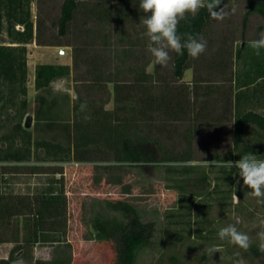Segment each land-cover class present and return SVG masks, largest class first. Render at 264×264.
<instances>
[{
	"label": "rangeland",
	"instance_id": "1",
	"mask_svg": "<svg viewBox=\"0 0 264 264\" xmlns=\"http://www.w3.org/2000/svg\"><path fill=\"white\" fill-rule=\"evenodd\" d=\"M81 1L68 35L63 38L57 36L63 0H33L30 6L34 23L31 44L35 41L39 60L70 65L72 71L40 90L32 88L23 127L31 115L32 126L27 130L35 138L64 142L59 127L35 132L38 98L42 95L48 106L52 104L47 112L58 122L71 121L78 91L85 102L114 110L113 83L99 86L93 81L76 82L79 76L85 77L86 64L101 60L103 69L114 74L116 68H121L119 79L123 83L134 78L131 70L146 69L157 72L161 93H172L176 87L182 99L189 97L190 115L174 111L173 118H168L165 113H158L157 137L170 154H180L187 147L188 129L196 127L197 132L193 130L191 137L193 159L145 166L117 163L110 160L108 153L94 155L89 162L74 158L56 161L40 149L29 161H0V259L8 258L15 250L22 254L25 264H35L38 259L111 264L114 247L97 239L93 224L103 221L117 230L126 227L128 218L120 206L130 205L143 222L155 224L150 242L137 252L136 264H235L239 259L237 251L248 264H264L258 238V233L264 231V203L251 195L238 169L227 166L225 160L233 148L237 114L251 110L264 114V77L240 87L264 69V50L257 56L249 46L264 32V18L256 13L246 16V0H224L216 11L226 6L228 15L222 21H209L203 35L207 50L198 58L191 57L179 81L173 76L174 52H170L167 66H161L148 51L149 41L143 35L146 29L140 23L147 14L139 9V0ZM36 37L59 45L40 46ZM73 45L84 48L79 59L87 61L78 73L73 69ZM62 49L66 50L65 55H60ZM88 85L93 89H87ZM121 86V97L141 95L128 85ZM17 110L16 106L10 107V115L0 118L1 126L6 125L0 131L1 147L18 120ZM247 131L244 143L250 150H260L255 154L258 158L264 157V131L254 126H248ZM235 161L238 160L232 162ZM49 188L66 197L67 229L46 236L67 242L61 246H52L49 241L28 246L33 232L32 209L37 205V196ZM229 224L249 235L251 245L247 251L218 238L219 229Z\"/></svg>",
	"mask_w": 264,
	"mask_h": 264
},
{
	"label": "trees",
	"instance_id": "2",
	"mask_svg": "<svg viewBox=\"0 0 264 264\" xmlns=\"http://www.w3.org/2000/svg\"><path fill=\"white\" fill-rule=\"evenodd\" d=\"M223 1L221 0L220 5ZM18 2V0H0V4H3L6 10L5 13L0 12V20L6 17L8 22L6 27L0 25V31L6 32L7 41L18 44V46H5L0 42V102L5 97L1 92L3 84L8 82L11 84L9 92L13 94L15 91L17 69L26 66L28 52L26 45L34 40V23L31 21V14L29 12H17L15 6ZM246 2L249 5L246 16L256 13L264 18V0H246ZM20 3L23 4V1L21 0ZM81 5V0H63L57 36L63 38L68 35L69 27ZM211 19L208 11L201 9L195 16H188L187 19L180 21L178 34L181 35L182 41L186 38L185 34L203 36ZM17 25H22L23 29H17ZM55 38L56 34L52 39ZM36 41L40 46L59 45L51 41L45 42L40 37H36ZM65 45L71 46L70 44ZM72 47L73 69L78 73L77 71H80L87 61L83 60L82 62L79 59L84 53L83 47L76 45ZM190 59L191 57L186 50H184L183 55L174 52L172 60L173 76L177 80H182ZM103 63L100 60L86 64V70L83 72L85 77L79 76V80L76 82L90 83L93 81L94 84L99 86L113 83L116 102L114 110H107L104 106L98 107L92 102H85L82 94L78 91V96L73 102L71 121L58 122L54 120L51 112H47L49 109L51 110L52 104L48 106V100L45 96H40L38 98L40 106L36 112L35 132L39 133L44 128L47 131L59 127L64 137V142H61L40 137L35 138L32 131L23 127V120L28 114V102L25 100L18 107L16 112V119L18 120L11 126L10 132L8 131L9 137H4L5 146L1 147L0 145V161H29L33 153L37 155L36 153L40 149H43L48 157L56 161L74 158L77 161L89 162L93 161L94 155H106L108 153L112 157L110 160L117 163L145 166L146 164L163 161H192L191 137L196 127L188 129V136L186 135L185 140L187 147L180 154H170V151L163 146L160 138L157 137V133L159 134L158 113L163 112L168 118H173L174 111L178 115H190L192 111H190L189 97L182 99L180 91L176 87V90L174 89L172 93L168 91L161 93L157 72L150 73L146 69H134L131 70L134 73V78L123 83L119 79V75L122 73L119 70L121 68H116L117 72L114 74L115 72L104 70ZM262 70L258 75H264V69ZM23 71L26 77V69ZM71 71L72 67L70 65L40 64L36 69V88L40 90L47 87L53 81L69 76ZM254 79L257 78L247 80L248 82L240 87H247L249 83L254 82ZM122 84L128 85V88L133 91L139 90L141 95L136 98L131 94L121 97ZM86 88L90 90L93 89V86L88 85ZM6 103H9L12 108L16 106L13 97H8L7 102L5 101L0 108V118L3 114L10 115V107L5 108ZM81 103L87 104L86 112H81ZM85 115H90L91 119L85 120ZM236 118L235 133L232 140L233 148L225 159L227 162L239 160L247 152L257 154L260 151L257 147L250 150L244 143V138L248 132V126H254L264 131V114L251 110L243 114L238 113ZM40 121H44V124L40 125ZM3 126L0 124V131ZM195 131L197 132V130ZM258 159L264 160V157ZM1 181H3V176H1ZM49 189L37 196V205L32 209L33 232L31 238L27 241L28 246H35L48 241L52 246H61L67 242L61 239L51 240L48 239L49 236H46L51 233L66 232L67 229V219L65 218L67 211L66 197L62 192L58 193V191ZM120 209L124 211L128 218L126 227L117 230L106 222L98 221L93 224V228L97 232V239L100 242L111 243L114 247L113 262L111 264H136L137 252L150 242L155 231V224L143 222L137 211L130 205L120 206ZM21 255L13 250L8 258L0 259V264H13L17 257ZM35 264H71V262L65 259H38Z\"/></svg>",
	"mask_w": 264,
	"mask_h": 264
},
{
	"label": "clouds",
	"instance_id": "3",
	"mask_svg": "<svg viewBox=\"0 0 264 264\" xmlns=\"http://www.w3.org/2000/svg\"><path fill=\"white\" fill-rule=\"evenodd\" d=\"M221 0H139V9L147 14L142 16L140 23L145 26L143 33L148 38V51L154 57L156 64L167 66L170 52L183 55L184 50L192 58H198L207 50V42L202 35L185 34L182 41L178 34L180 21L187 19L189 15L195 16L201 9H206L209 16L214 20H223L228 12L224 8L216 11ZM249 46L259 56L264 50V32L259 38L251 40ZM81 112L87 111V104L81 103ZM90 120V115L84 116ZM227 166L238 169V175L243 185L251 190V195L261 203H264V160L258 159L257 155L247 152L238 161H228ZM220 240H227L239 249L247 251L251 240L248 234L238 230L235 224H229L218 231ZM260 240L259 250L264 252V231L258 233ZM239 259L235 264H248L239 251L235 253ZM13 264H25L22 257H17Z\"/></svg>",
	"mask_w": 264,
	"mask_h": 264
},
{
	"label": "crops",
	"instance_id": "4",
	"mask_svg": "<svg viewBox=\"0 0 264 264\" xmlns=\"http://www.w3.org/2000/svg\"><path fill=\"white\" fill-rule=\"evenodd\" d=\"M18 4L16 7L17 9V12H22V13H27L29 12L30 13V6L33 2V0H22L23 1V4L20 3L21 0H18ZM21 5V6H19ZM28 8V11L24 10L25 8ZM5 7L3 6V4H0V12L1 13H5ZM8 24L7 20H6V17L2 18L0 20V25H2L3 27H6ZM17 29H23V26L22 25H17L16 26ZM6 32H2L0 31V42L2 45H5V46H18V44L16 43H12L10 41H7L8 39L6 38ZM27 47V61H26V66H22L23 68H18L17 69V85H16V89L15 91L12 93H10V85L8 82H6V84H3V86H1V92H2V95L5 96L4 99H1V102H3L4 100H8V97H13V100H15L16 102V107H20L21 104H23V102L25 100H27V102H29V95H31V91H32V88H35L36 89V69H37V66L40 65V64H52V65H56V63L54 62H41L39 59L40 57L37 56V51H38V47L37 45L35 44V41H34V44H31L28 43L26 45ZM24 69H26V77H25V74H24ZM261 76H264L262 74L260 75H256L255 77L258 78L257 80H261L263 79V77ZM32 80V81H30ZM254 82H256V79H254ZM244 88V87H243ZM15 95V96H13ZM0 102V103H1ZM3 105V104H2ZM9 107V103H6V107L7 108ZM27 110H28V107H27ZM28 115V114H27Z\"/></svg>",
	"mask_w": 264,
	"mask_h": 264
},
{
	"label": "water",
	"instance_id": "5",
	"mask_svg": "<svg viewBox=\"0 0 264 264\" xmlns=\"http://www.w3.org/2000/svg\"><path fill=\"white\" fill-rule=\"evenodd\" d=\"M33 117L31 115L27 116L25 121V128L29 129L32 126Z\"/></svg>",
	"mask_w": 264,
	"mask_h": 264
},
{
	"label": "built area",
	"instance_id": "6",
	"mask_svg": "<svg viewBox=\"0 0 264 264\" xmlns=\"http://www.w3.org/2000/svg\"><path fill=\"white\" fill-rule=\"evenodd\" d=\"M59 53H60V55H65V54H66V50H63V49H62V50H60Z\"/></svg>",
	"mask_w": 264,
	"mask_h": 264
}]
</instances>
